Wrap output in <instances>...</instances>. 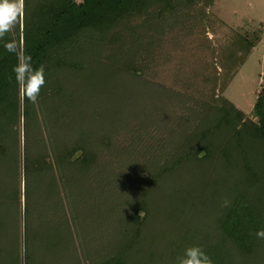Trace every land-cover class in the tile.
Returning a JSON list of instances; mask_svg holds the SVG:
<instances>
[{
    "label": "trees",
    "instance_id": "obj_1",
    "mask_svg": "<svg viewBox=\"0 0 264 264\" xmlns=\"http://www.w3.org/2000/svg\"><path fill=\"white\" fill-rule=\"evenodd\" d=\"M198 1L24 0L18 22L0 39V223L2 213L22 205L25 197L24 209L31 217L26 236L36 239L30 245L33 263L175 264L187 247L198 245L211 264H260L258 258L264 256V237L257 235L264 230V88L252 115L226 98L203 102L198 106L203 114L196 110L171 134L172 149L165 150L163 139L161 151L149 146L155 164L146 160L147 170L142 167L139 172L143 190L115 206L120 217L116 215V220L130 214L133 222L132 232L118 245L106 244L95 232L92 223L106 214L98 215L89 206L81 213L75 206L76 186L85 203L92 191L87 181L94 161L90 148L107 144L110 128L119 123L120 111L115 112L111 103L115 89L105 81L118 70L116 60L123 58L121 46L115 44L124 40L127 31L135 34L137 27L141 38L152 19H165L167 13ZM142 16L141 24L137 20ZM237 46L248 55L255 43L241 36ZM26 58L34 69H43L45 78L35 100L25 94L14 71ZM129 68L138 78L133 81L141 95L147 83L140 82L141 68L125 62L118 71ZM175 96L181 97L177 92ZM154 97L157 117L159 108L164 112L167 108L165 100L161 107L157 105L163 100L160 91ZM128 98L132 111L137 110L139 100L132 93ZM16 162L23 163L25 183L21 180L20 186L8 191L6 175ZM28 177L35 181L34 189L39 188L37 214L30 209L35 192ZM62 189L71 196L70 211L79 220L80 235L75 233L69 206L61 200ZM151 198L161 211L154 217L149 214ZM39 238L47 242L41 244ZM76 240L87 247L83 253Z\"/></svg>",
    "mask_w": 264,
    "mask_h": 264
},
{
    "label": "rangeland",
    "instance_id": "obj_2",
    "mask_svg": "<svg viewBox=\"0 0 264 264\" xmlns=\"http://www.w3.org/2000/svg\"><path fill=\"white\" fill-rule=\"evenodd\" d=\"M166 16L165 19L155 18L150 24L146 23L141 31V38L137 36L140 30L137 27L135 34L127 31L124 40L115 44L117 47L121 46L123 54L121 60H116L118 70L125 62L139 66L140 82L147 83L142 94H137L140 86L138 83L135 85L138 78L134 77L132 68L128 71L117 70L110 80L105 78L110 89H115L111 103L116 108L115 112L120 111L116 120L119 123L117 127L110 128L111 132L108 131L110 141L107 144L97 145L93 150L90 148L94 161L87 178L92 188L87 198L89 202L82 200L77 191L79 186L75 187V206L78 204L81 213L85 212L83 207L89 206L91 209L95 208L98 215L101 212L106 214L92 223L96 234L100 232L106 244L111 242L116 246L121 243L120 240L129 236L127 232H132L130 214H126L125 219L116 220L119 212L115 211V206L120 207L122 198H132L140 189L143 190L144 184L140 181L139 172L142 167L147 170L148 160L155 164L154 159H151L152 152L147 151L150 145L151 149L159 148L160 151L165 146L166 151L172 149L168 145L171 134L181 128L180 121L188 120L203 102L226 98L247 116L252 115L257 96L264 88V0H200L167 13ZM143 18L144 16L140 17L137 22L142 24ZM241 36L255 43L248 55L237 46ZM108 50L106 51L109 53ZM92 60L94 59H88L86 64L89 65ZM158 90L162 93L163 100L157 102V105L161 107L165 100L167 111L159 108L157 118L151 99L157 97ZM176 92L181 97L175 96ZM129 93L139 100L137 110L132 111L133 105L127 102ZM166 93L169 95L166 96ZM173 93L175 94L172 95ZM200 111L203 114L202 108ZM200 111L197 114L200 115ZM43 131L46 132V129ZM23 134L22 128L24 144ZM161 142L165 146L159 147ZM149 174L146 172V175ZM25 177L23 163L18 166L16 162L6 175L8 191L9 188L13 190L20 186L21 180L24 185ZM28 180L33 190L35 181L31 182L30 177ZM38 189L32 191L35 194L30 200L31 213L35 211V214L40 208L34 207V204L38 205L35 198ZM63 191L62 189L61 200L68 207L72 199ZM22 200V205L17 203L6 215L2 213L1 220L4 221L0 223V264H36L30 256L33 254L30 245L36 239L31 237V240L29 235L26 236V232L31 230V217L24 209L25 197ZM156 201L153 198L149 200V214L153 217L161 213ZM70 216L74 219L75 212L73 215L70 211ZM73 226L75 233L80 235L78 219H74ZM77 240L76 248L83 253V249L87 247ZM37 241L45 244L47 238H39ZM263 248L264 244L262 251ZM258 259L260 264H264V256ZM41 264H46V261Z\"/></svg>",
    "mask_w": 264,
    "mask_h": 264
},
{
    "label": "clouds",
    "instance_id": "obj_3",
    "mask_svg": "<svg viewBox=\"0 0 264 264\" xmlns=\"http://www.w3.org/2000/svg\"><path fill=\"white\" fill-rule=\"evenodd\" d=\"M24 0H0V39L11 32L22 15ZM9 51L14 49L5 45ZM17 82L21 85L25 94L32 100L39 95L40 88L45 84L43 69H34L30 58H26L14 69ZM142 214V213H141ZM258 236L264 237V230L257 232ZM175 264H211L206 252L198 245L187 247L184 252L176 258Z\"/></svg>",
    "mask_w": 264,
    "mask_h": 264
}]
</instances>
